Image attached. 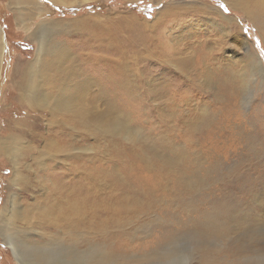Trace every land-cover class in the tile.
Here are the masks:
<instances>
[{"label": "rangeland", "instance_id": "1", "mask_svg": "<svg viewBox=\"0 0 264 264\" xmlns=\"http://www.w3.org/2000/svg\"><path fill=\"white\" fill-rule=\"evenodd\" d=\"M240 1L245 6L264 7V0ZM248 16L241 6L234 9L227 0H0V26L6 43L0 78V221L15 196L23 203L22 208L15 207L22 213L16 225L49 235L43 241L31 233L27 241L43 248L50 244L54 250L75 246L74 254L65 257L66 264H81L79 256H92L89 252L97 245L113 256L108 264H131L160 253L167 254L165 261L150 264H264V35ZM52 22L61 24L52 34L53 46L65 51L84 76L112 75L99 61L95 63L98 52L122 51L135 64L128 71L134 90L131 94L118 92L116 114L109 115L119 123L126 120L129 127L117 138H97L82 130L81 137L74 138L73 148L81 149L76 154L88 161L89 169L110 168L105 195L123 179L125 183L117 188L125 192L130 188L128 197L133 195V186L150 187L153 201L150 215L134 216L128 225L118 230L108 227L105 234L89 227L91 231H78L73 242L61 228L51 227L56 213L48 205L33 206L35 201H43L46 187L52 189L49 182L55 179L50 178V169L65 170L66 164L59 163L63 157L58 155L48 169L40 170L34 160L45 150L46 140L18 132L25 125L55 142L62 133L59 124L49 122L51 108H31L34 104L21 94L24 86L38 80L37 73L45 72L43 77L53 79L55 67L65 60L51 49L44 63L34 65L37 29ZM242 38L251 44L249 51L257 57L253 61L262 64L263 74L253 70L255 62L249 65ZM85 58L93 61L84 63ZM180 58L188 60L185 66H180ZM72 66L65 65L63 73H73ZM24 67L32 71L23 73ZM183 69L189 72L185 74ZM197 75L201 78L195 82ZM167 80L166 90L157 86ZM94 89L98 87L89 89L87 100L93 101ZM176 90L179 97L172 94ZM53 96L49 88L46 100ZM99 99H94L98 112L105 113L108 97ZM193 121L205 130L195 143L186 130ZM164 135L171 139L168 146L159 144ZM5 142L19 150L17 168L6 153L7 146L1 150ZM153 145L159 149L157 157L151 158L147 149ZM139 151L168 178L165 191L156 189L154 169H144L135 159ZM117 156L119 164L113 167L115 162H109ZM108 159L106 166L103 161ZM28 174L36 182L28 190L31 196L17 181L19 175ZM155 176L161 178L157 172ZM63 180L62 176L57 179L58 183ZM37 181L45 189L41 191ZM104 211L103 219H107L108 210ZM85 251L86 255H79ZM0 264H22L1 233Z\"/></svg>", "mask_w": 264, "mask_h": 264}, {"label": "bare ground", "instance_id": "2", "mask_svg": "<svg viewBox=\"0 0 264 264\" xmlns=\"http://www.w3.org/2000/svg\"><path fill=\"white\" fill-rule=\"evenodd\" d=\"M50 1H53L55 3H64V0H50ZM227 1L229 2L230 6H232L234 9H238V7L241 6V9L245 10L246 13L249 15L248 16L249 19L248 18L247 19L254 22L255 25L257 26V29L261 31L262 36L264 35V16H263L264 7L263 6H260L259 4H255L252 6H245V5H242L244 3L241 2L240 0H227ZM54 22H52V24L48 26H45V27L42 26L41 29H37L38 31L36 34H38L39 43H38V47L36 51V57H35L36 61L34 65L37 66L41 63H44L45 56L51 49H53V51L56 54H59V56L64 57L65 60L59 63L55 67L57 74L55 75L53 79L43 77L44 75H46L45 72H43L44 74L37 73L35 76L38 77V80L36 82L30 83L24 86L23 92L21 94L22 96L24 95L27 103L34 104V106H32L31 108L37 107L40 110V105L44 108H51L52 117L50 118L49 122L52 123V125L53 124L55 125V123L59 124L58 126L61 127L62 133L59 134V141L55 142L54 140L45 139L46 137L42 136L40 133L36 131H32L28 129L25 125H24L25 128H23L24 126L21 125V127L18 128V132H20V134H24V136L26 137H32L33 139L41 138V139H44V141L46 140L45 150H43V152L40 151L38 158L34 160L35 166L37 165L41 167L40 170L44 171L48 169V164H50L49 162L51 161L52 163H55L56 162L55 157H57L58 155H60L58 157H63V160H60L59 163L66 164V166L64 167L65 170H60L56 172L55 170L50 169V173H49L50 178L55 179V182L54 181L49 182L50 187L52 189L50 190L46 187V190L48 193L44 195L43 201H39V200L35 201L33 206L39 207L41 205H45V206L48 205L51 211L54 214L56 213L54 216L55 224L52 225L50 223L51 227L54 229L55 227L61 228L66 238L69 241L73 242L75 241L73 239V236L76 233H78V231L80 232L88 231L89 227L95 228L93 230L97 231L98 233L105 234L108 227H113L114 229H117V228L120 229L121 227L123 228L125 224L128 225L127 222L134 220L135 219L134 216L139 215V217L140 216L145 217V216L150 215V211H151L150 206H151L152 196H151V191H148L150 187H145L144 189L140 187L138 189L136 186H133L131 187L133 191V195L128 197L126 193L130 191V188L126 189V190H129L127 192H125L124 189L120 190L117 188V186L121 187L125 183L124 182L125 180L123 179L121 181L122 185L120 183H116L115 186L113 187L112 193L105 195V192H104L105 187H106L105 182L112 176V173L107 172L109 171L110 168L105 167L104 165H101V167H95V168L89 169L88 168L89 166L87 165L88 161L86 160L84 162L82 157L76 154V152L81 151V149L77 150L73 148V145L75 143L74 138H76V136H80L81 135L80 133L82 132V130L84 132H87V134L90 133L91 135L97 138L98 137L102 138L105 135H110L111 137L116 136L117 138V136L123 133V129L129 127V123H127L126 120L123 123H119L112 119H109V115L116 114V109L114 107L117 101V98H116L117 93L122 91L125 94L126 92L128 94H131V92L134 90L133 86L135 84H133L132 75L128 73V71L132 70L131 64H134V63L130 62L127 59L126 53L122 51H116L117 54L111 53V52H108V53L98 52L96 53L95 57L99 59L96 60L95 63L99 61V63L103 65L106 71L107 72L110 71L112 75L105 74L103 76L101 75L100 77L93 78V79L92 78L90 79V77H88L87 75L84 76L83 73H81L82 71L75 69L72 66V64L70 63L69 57H67L68 54L65 51H62V49H60L59 46H53V43L51 42L52 34L54 33L56 29L59 30L61 26L60 23L58 22L54 23ZM242 42H243L244 49H246V52H245L246 59L248 62H250L249 65L252 67L251 63L255 62L253 61V57L255 58L257 57L256 55H253L249 51V46L251 44L249 45V43L246 40H243V38H242ZM5 45H6L5 39L3 38V33L1 30V26H0V78H1V72L3 69V67L1 66L3 63V59L5 57L4 55ZM115 55H117L118 57L116 58ZM141 60H142V57H141ZM83 61L84 63H88L93 60L85 58ZM180 61H182L180 65L182 67V66H185L188 60L186 61L185 59L180 58ZM75 62L78 63L77 59H75ZM65 65L72 66L74 68L73 73H68V72L63 73ZM253 67H254L253 70L256 73L262 72L263 74L262 64L255 62ZM23 69H24L23 73H25L26 71L27 72L32 71V69L27 70L26 67H24ZM76 70H78V73ZM95 70L100 71L101 67ZM183 72L186 74V72L188 73L189 70L183 69ZM183 74L181 75L183 76ZM197 77L198 78H194L195 82L201 78V77L199 78V75H197ZM180 81L182 80L180 79ZM167 82L169 81L167 80L166 82H164L162 86L158 84L157 86L161 88L165 87V90H166L168 86ZM157 86L155 87L153 86L152 89L154 91H157L159 88ZM91 87L93 88L98 87V90L94 89V90H97L96 94L93 92L95 96L94 97L91 96L93 97L92 98L93 101L86 99L88 93H90L89 89ZM49 88L52 89L53 95H54L53 97H51V99L53 98L55 99L50 105H49V101L51 99L49 101L46 100V91ZM123 93L121 94L123 95ZM165 94H167V92H165ZM172 94H174L175 97H179L180 91L179 90L173 91ZM102 95L106 96V98L108 97V100L104 104L106 106L105 113H99L98 107H97L98 104H96V101L100 100L99 98ZM154 96L155 95H153V97ZM127 98H130V97L128 96L125 99L127 100ZM169 98L171 101V96ZM94 99H96V101ZM183 116H186V115L183 114ZM184 121L186 122L188 120H184ZM76 126H79L80 129H78V127ZM186 130H187L188 138L191 141L189 139L188 140L192 143H195L197 139L199 141V138L202 136L200 134L202 133V131L205 132L203 127H201L199 124H194V121L192 123L190 122L187 125ZM63 135H66V138H63ZM165 136L166 135L160 137L161 138L159 139V141H161L159 143L160 145L165 144L166 146L168 142L171 141V139H168L167 136L166 137ZM21 137H19V139ZM126 139L128 140V138ZM162 139L166 140L167 142L163 141ZM7 144L8 142H5L2 144L1 146L2 151H3L2 148H5ZM154 146L155 145L150 146L147 149V155H150L151 158L157 157L155 151H158L159 147L155 146L156 148L155 149ZM32 150H35V148ZM6 153L9 156L11 155V157L13 158L14 166L15 168H17V165H18L17 158H18L19 150L15 147L10 148L8 145ZM147 155L145 156L144 153L142 154L139 151V153L138 152L135 153V159L138 161L140 165L142 164V167L144 169H147V170L154 169V173L152 175H154V178H156L157 180L158 186L156 189H160V191H165L166 185L168 183L167 182L168 178L162 175V172L160 170L161 168H157L154 165V163H152V159L151 158L149 159ZM117 158L119 157L118 156L116 158L111 157L110 162H109V159L104 160L103 162L105 163L106 166H108V162L111 164V162L114 161L115 162L113 163L114 164L113 167H114L119 164V162H116ZM16 172L17 171L14 170V176H17ZM155 172H157L161 178H157L155 176ZM28 175H19L18 180H17L22 185V190H25L26 191L25 193L28 192L27 194L30 193L28 190L33 187V186L31 187V185L33 183H36V182H33L32 179H30L31 175L30 174ZM59 176L63 177L64 179L63 182L60 181V183H58L57 179ZM46 178H48V176H46ZM41 179L42 181L48 183V181L44 178V176H42ZM37 185H38V188L40 187L41 191H42V188L45 189L44 185L39 184V182ZM38 188L35 187L34 189H38ZM30 196H31V193H30ZM22 204L23 203H21V201L19 202V200L14 196L11 199L10 208L4 209V212L2 214L1 221H0L1 236L5 239L6 243L9 245V247L11 248L17 260L22 264H66L65 257L70 256L75 251L73 249L75 248V246L72 245V246L66 247L65 249L58 248L59 250H54L53 249L54 247L51 248L50 246H48L50 244H47L48 247L45 246L43 248V247H39V245L35 244L34 242L27 241L28 236L31 233L36 238L37 237L42 238L43 241L46 238H49V235L46 233L41 234L39 231L33 230L31 226L23 229L22 227H19L18 225H16L15 220L21 217L22 213L20 214L16 210L15 207L18 206V208H22ZM130 204L131 206L132 205L133 206L129 207ZM105 209L108 210V212L106 213L108 214L107 219L105 218L103 219ZM51 211H50V214L52 215L53 213ZM89 231H91V229ZM29 244L30 245L35 244V245L29 246ZM86 253L87 251L83 253H79V255H86ZM89 253L92 256H87V257L79 256L80 261L78 262H82L84 264V260H87L85 264H108V262L113 259V256L109 252H105L101 247L99 248L98 245L96 248H93ZM166 256L167 254L165 253L155 254L154 256L151 254V255H147L143 257L141 260L133 261L134 263L131 262V264H150L153 261H163V260L165 261Z\"/></svg>", "mask_w": 264, "mask_h": 264}, {"label": "snow or ice", "instance_id": "3", "mask_svg": "<svg viewBox=\"0 0 264 264\" xmlns=\"http://www.w3.org/2000/svg\"><path fill=\"white\" fill-rule=\"evenodd\" d=\"M44 2H45V3H48V2H49V0H44ZM221 7H224V6H223V5H221ZM57 10H59V9H57ZM225 11H227V9H226V8H225ZM244 31H245V32H247V31H248V29H247V28H245V29H244ZM258 43H259V42L257 41V44H258ZM245 103H247V101H245ZM132 131H135V129H133Z\"/></svg>", "mask_w": 264, "mask_h": 264}]
</instances>
